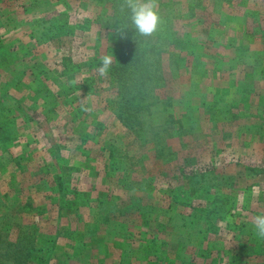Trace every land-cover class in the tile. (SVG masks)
I'll use <instances>...</instances> for the list:
<instances>
[{"label": "rangeland", "instance_id": "obj_1", "mask_svg": "<svg viewBox=\"0 0 264 264\" xmlns=\"http://www.w3.org/2000/svg\"><path fill=\"white\" fill-rule=\"evenodd\" d=\"M112 7L0 0V123L11 121L0 130L3 234L33 237L48 264H264L253 226L264 214V0H158L179 43L149 52L164 60L150 98L172 99L166 112L183 122L158 143L132 133L138 126L107 76L98 94L72 93L58 77L67 56L83 64L80 87L90 63L120 62L115 23L105 19ZM48 13L71 20L72 40L49 38L50 21L38 24ZM161 29L144 43L155 47ZM180 50L189 61H179L176 81ZM189 77L182 98L178 80ZM50 93L69 96L67 105L48 100L46 119L30 118L24 104ZM192 176L202 177L196 190Z\"/></svg>", "mask_w": 264, "mask_h": 264}, {"label": "trees", "instance_id": "obj_2", "mask_svg": "<svg viewBox=\"0 0 264 264\" xmlns=\"http://www.w3.org/2000/svg\"><path fill=\"white\" fill-rule=\"evenodd\" d=\"M95 1V0H94ZM109 5H113V11L111 15L106 14V21H113L115 23V31L118 36L119 47H122V58L119 63L112 64L108 74L106 75L110 82V85H117L119 89V96H121V104L127 105V109L131 112L129 115L133 117L134 122H136V126L138 128L132 130V133L140 140L152 141L158 143L163 141V134L171 127L179 126L183 127V122L174 118L175 115L173 113H168L167 108L172 107L173 100L172 99H164L162 97H154L152 100L150 98L152 92H150V88L153 89L155 84V79L160 80L161 76L156 75L162 72L163 66V58L162 56L157 57L155 59H151V54L149 53L154 49H160L161 51L164 49L167 41L174 37L173 42H179L176 39L175 31L173 29L172 22H170L171 17H166L164 14H159L160 22L157 26V29H161L162 33H158L159 43L154 46L148 45V43H144L143 35L139 34L131 21V11L125 4V0H99ZM53 13L45 14L44 18L38 19V24L41 25L44 22L50 21V24H47V32L51 33L49 38L57 39L60 43L64 41V37L71 35V28H68L66 32V28L69 24H71L70 19L63 18L62 20L57 19L58 15H51ZM49 17H53L49 20ZM73 21V20H72ZM117 21V22H116ZM78 29V28H77ZM40 31H43V28H40ZM264 37V35L262 34ZM71 40L73 38H70ZM181 43V42H180ZM136 55V56H135ZM135 56L134 63L131 64V58ZM175 58L173 63L176 64L175 68H173V74L175 80L177 81V77L180 76V72L178 70L179 61H189V59H183L181 50L173 55ZM98 61V59H96ZM61 69L58 71L59 78H66V85L68 84V88H71L72 93L76 92L78 88H80L84 94L85 91L89 92V94L99 93V90L104 87L101 86L99 88H95V82L100 78V76L96 73V68L98 66L97 62L95 64L90 63L91 67V75L85 77L83 79V85L80 87L75 76H78L80 68L83 67V64L77 63L75 64L71 57H66L62 59L60 63ZM103 78V77H101ZM103 80H105L103 78ZM181 81H185V85L182 89L186 91L178 90L181 93V97L185 98L187 94L191 92L190 86L192 84L191 77L186 79L178 80V84L183 85ZM177 84V85H178ZM176 85V86H177ZM51 91V90H49ZM48 91V92H49ZM70 94V93H69ZM69 96L59 95V94H49L47 100L43 101L42 105H38L31 101L29 103H25L24 105L29 111V117L34 118L32 113H38L43 115L46 119V114L44 113L45 105L49 100V107L54 108L57 104H59L60 100L63 99V104ZM15 100V98H14ZM113 102L114 100H110ZM125 101V102H124ZM119 102V101H118ZM3 103H6L3 101ZM41 111V112H40ZM186 113H189L187 111ZM12 116H15L13 114ZM189 116V115H188ZM75 120L74 118L72 119ZM157 120V123H152ZM11 121L8 120L6 122L0 123V130H5L9 126ZM179 123V124H178ZM7 132V131H6ZM152 132V133H150ZM4 133H0V137L5 138V135H1ZM9 136V135H7ZM249 175V173L247 174ZM202 177H193L187 181V184L190 185L189 189L196 190L198 185L201 183ZM227 194V193H226ZM231 196L228 195L227 199H230ZM23 219V218H22ZM21 220V218L17 219ZM20 224L23 221H19ZM0 224L3 226L6 224V220L0 217ZM22 226V225H21ZM19 227V225H18ZM20 228V227H19ZM10 230V229H9ZM4 228H0V264H12L9 260H13L14 262H18L17 264H48L46 259V253L42 255L44 247H39L36 244V241L33 237H30L29 241H25V238H21V234H19L17 239L10 238V235L3 234ZM26 231L22 233L24 235ZM54 244L49 245L51 248ZM42 256V257H41ZM42 258V259H40ZM18 260V261H15ZM15 264V263H14ZM61 264V263H58Z\"/></svg>", "mask_w": 264, "mask_h": 264}, {"label": "clouds", "instance_id": "obj_3", "mask_svg": "<svg viewBox=\"0 0 264 264\" xmlns=\"http://www.w3.org/2000/svg\"><path fill=\"white\" fill-rule=\"evenodd\" d=\"M158 0H125V4L131 11V21L135 30L144 36L151 35L156 31L160 22L159 15L156 11ZM113 57L104 55L100 58L96 73L100 77L108 74L112 66ZM253 226L256 235L264 239V214L254 217Z\"/></svg>", "mask_w": 264, "mask_h": 264}]
</instances>
